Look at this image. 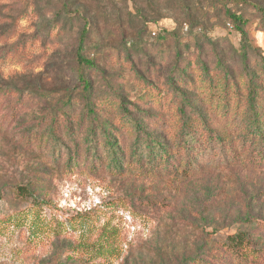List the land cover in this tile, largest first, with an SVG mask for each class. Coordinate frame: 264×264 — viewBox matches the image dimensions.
Here are the masks:
<instances>
[{"label":"rangeland","instance_id":"1","mask_svg":"<svg viewBox=\"0 0 264 264\" xmlns=\"http://www.w3.org/2000/svg\"><path fill=\"white\" fill-rule=\"evenodd\" d=\"M248 1L225 4L242 35L217 0H0V264L264 242V0Z\"/></svg>","mask_w":264,"mask_h":264},{"label":"trees","instance_id":"2","mask_svg":"<svg viewBox=\"0 0 264 264\" xmlns=\"http://www.w3.org/2000/svg\"><path fill=\"white\" fill-rule=\"evenodd\" d=\"M223 4L225 8V14L229 20V22L233 25V27L242 35H245V31L242 26V16L237 13L233 12L229 7L225 4L228 0H217ZM249 3L248 0H233ZM252 5L261 13L264 17V6L257 5L252 3ZM86 34V29L81 31V35L79 38V43L76 49V56L77 60L81 64H92V61L82 54V43L84 40V36ZM80 76V74H79ZM82 80V88L83 90L89 91L90 89V82L87 81L85 78L81 77ZM249 96L251 100H254V90L252 87L249 89ZM94 108L87 107L85 109V113L88 115L94 114ZM136 144H139L140 138L136 137ZM102 142L105 144L107 149L109 150V154L111 156V160L116 163L117 160V140L115 137H110V135H103ZM156 144L157 147H161V142L156 141L153 142ZM146 147L148 149L154 150L153 145L150 142H147ZM153 152V151H152ZM18 192L23 195H29L30 191L22 186L18 187ZM262 227V233H264V223L260 225ZM261 234V233H260ZM189 263L185 264H264V242H261L259 239H255L253 235L249 231L245 230H237L232 233H228L225 239L220 242L219 244L212 245L209 247L205 252L196 253V255L188 258Z\"/></svg>","mask_w":264,"mask_h":264}]
</instances>
